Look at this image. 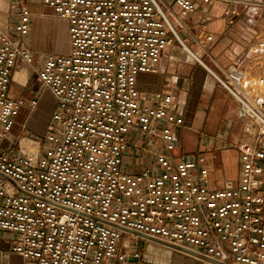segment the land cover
<instances>
[{
	"label": "built area",
	"instance_id": "1",
	"mask_svg": "<svg viewBox=\"0 0 264 264\" xmlns=\"http://www.w3.org/2000/svg\"><path fill=\"white\" fill-rule=\"evenodd\" d=\"M67 22L70 51L48 54L34 72L56 102L46 130L5 142L24 107L39 98L10 96L32 13L13 3L11 32L0 28V234L11 236L23 264H134L143 252L131 231L227 264H264V67L255 92L233 88L187 47L180 19L222 4L229 26L242 0H42ZM210 17H205L203 27ZM210 58L215 37L195 35ZM177 42L235 98L237 115L259 126L241 147L240 175L210 185L204 154L182 157L173 129L184 120L169 94L141 93L140 74L158 70ZM255 47L264 50V22ZM28 140L31 143L24 144ZM136 249V248H135Z\"/></svg>",
	"mask_w": 264,
	"mask_h": 264
},
{
	"label": "crops",
	"instance_id": "2",
	"mask_svg": "<svg viewBox=\"0 0 264 264\" xmlns=\"http://www.w3.org/2000/svg\"><path fill=\"white\" fill-rule=\"evenodd\" d=\"M29 1L0 0V28L11 32L10 27L17 20L11 5L25 4L32 13V32L26 38L25 45L34 56V65L39 67L48 54L59 53L47 51L50 40L46 35L53 22L48 11L51 9L43 5L42 0H33L35 6L32 8ZM242 1L237 6L240 15L234 26H229L223 15L225 6L213 4L200 6L194 15L180 19L178 29L187 47L194 50L218 78L233 88L255 92L256 81L264 67V50L255 47L256 36L264 22V0ZM205 17H210L206 28L202 25ZM183 24L195 35L211 33L215 37L210 58L202 54L190 34L182 28ZM36 82L40 84L32 67L19 62L12 74L10 96L28 101L38 97L39 104L34 113L28 107L21 109L5 146L10 147L12 142L20 138L39 135L32 130L37 128L35 124L38 112L45 97L52 103V110L56 109L52 95L43 92ZM137 88L144 94L161 92L172 96L175 110L184 120L183 126L173 129L177 144L175 155L192 157L204 154L210 168V185L213 188H223L226 182L239 179L241 147L255 145L260 127H251L248 119L237 115V101L205 66L175 41L164 51L156 72L138 75ZM51 114L50 112V116ZM49 119L50 117L44 122L41 133L46 130ZM124 232L126 239L131 236L141 241L145 239L146 246L150 243L146 253H143L142 261H134V264H186L184 261H167L162 251L156 248L164 245L153 238L131 231ZM10 239L11 236L0 234V264H23L21 257L12 252ZM131 242L134 248H139V242Z\"/></svg>",
	"mask_w": 264,
	"mask_h": 264
},
{
	"label": "rangeland",
	"instance_id": "3",
	"mask_svg": "<svg viewBox=\"0 0 264 264\" xmlns=\"http://www.w3.org/2000/svg\"><path fill=\"white\" fill-rule=\"evenodd\" d=\"M28 3L32 8L35 6L33 0H30ZM48 11L51 13V17H52L53 22H52V28H51L50 32L48 30V35H46V36H49L48 39L50 40L47 51L48 52H55V53H59V54H66V52L69 51V40H68L67 25H66L67 22L64 20H61L57 16L53 15L51 10H48ZM46 36H45V34H43L44 39L46 38ZM37 68H38V66H34L32 69L34 70ZM36 83H38V82H36ZM40 84L38 83L37 87H40L41 90H43V92H46L50 95V93L47 90H45V88H43L42 85H41L42 86L41 87ZM47 99H48L47 97L44 98L45 102H43V106H42L41 110L38 112L39 117H38L37 123L35 124L37 128H34L32 130L36 134H41V131H43L44 122L50 117V112L52 113V111H53L51 108L52 103L50 102L49 99L48 100ZM26 101H28V100H26ZM30 111L32 112V110H30ZM35 111H33L32 113H34ZM128 238L131 239V240L129 239L130 241L139 242V248L138 249L134 248L133 251L140 249L139 251L146 253L147 246H150V245H148L150 243H148L146 246L145 239H144V241H141L140 239H136V238L131 237V236L130 237L128 236L127 239ZM151 247H152V245H151ZM156 248H158L159 250L162 251L164 258L167 261H169V260L170 261L172 260L173 262L184 261L186 264H207V263H204V262H202V261H200L194 257H191V256L186 255L184 253L178 252V251L173 250L171 248H168L166 246H164V247L157 246ZM145 257H147L146 254H145Z\"/></svg>",
	"mask_w": 264,
	"mask_h": 264
},
{
	"label": "water",
	"instance_id": "4",
	"mask_svg": "<svg viewBox=\"0 0 264 264\" xmlns=\"http://www.w3.org/2000/svg\"><path fill=\"white\" fill-rule=\"evenodd\" d=\"M154 241L158 242L159 244L161 245H164L166 247H169L173 250H176L178 252H181V253H184L186 255H189L191 257H194L204 263H207V264H227V263H222V262H218V261H215L201 253H198L194 250H191V249H187V248H183V247H180V246H175V245H172V244H168V243H165V242H162V241H159V240H156L154 239Z\"/></svg>",
	"mask_w": 264,
	"mask_h": 264
},
{
	"label": "bare ground",
	"instance_id": "5",
	"mask_svg": "<svg viewBox=\"0 0 264 264\" xmlns=\"http://www.w3.org/2000/svg\"><path fill=\"white\" fill-rule=\"evenodd\" d=\"M197 55H198V54H197ZM29 142L31 143V141L25 140V141H24V144H27V143H29Z\"/></svg>",
	"mask_w": 264,
	"mask_h": 264
}]
</instances>
